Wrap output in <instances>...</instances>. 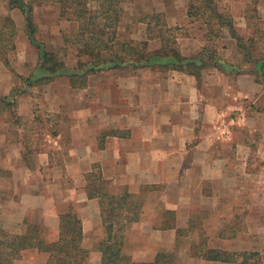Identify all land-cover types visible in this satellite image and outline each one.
Returning a JSON list of instances; mask_svg holds the SVG:
<instances>
[{
	"label": "crops",
	"instance_id": "crops-1",
	"mask_svg": "<svg viewBox=\"0 0 264 264\" xmlns=\"http://www.w3.org/2000/svg\"><path fill=\"white\" fill-rule=\"evenodd\" d=\"M240 1L238 23L233 25L237 38L222 30L217 53L215 48L211 64L202 67L198 76L171 71L161 86L150 78L152 70L141 68L97 72L82 86H73L62 75L28 87L26 80L37 64L34 56L24 64L34 63L27 76L1 75L0 98L13 92L19 95H14L13 110L26 122L23 128L49 123L41 124L33 96L45 99V108L56 101L59 120L50 127L60 128L48 134L50 139L36 140L34 150L0 137L11 144L7 149L0 146L5 148L0 151V196L12 204L11 223L27 220L42 225L47 241L53 242L58 237L59 215L71 206L81 220L89 264H99L100 254L94 249L103 237L99 201L88 199L84 192L86 177L99 174L110 182L111 195L125 191L140 203L138 220L127 224L124 240L129 230L155 249L145 259L142 251H135V256L128 253L134 261H151L157 252L171 250L177 229H185L201 214L226 207L224 214L231 221L228 224L235 225L234 231L219 237V247L205 244L234 254L233 262L191 258L187 250L183 261L243 264V253L256 254V261L261 260L264 247L252 240L264 238V70L258 68L261 60L264 64V29L250 23L245 9L250 0ZM255 1L261 16L264 0ZM171 22L181 26L186 19ZM258 35L263 42L259 43ZM26 44L28 48L27 40ZM28 135L33 138L31 132ZM165 210L173 212L175 227L159 230ZM138 234H146L148 240ZM22 254L31 256L33 264L34 259L46 263L45 255L36 250Z\"/></svg>",
	"mask_w": 264,
	"mask_h": 264
},
{
	"label": "trees",
	"instance_id": "trees-1",
	"mask_svg": "<svg viewBox=\"0 0 264 264\" xmlns=\"http://www.w3.org/2000/svg\"><path fill=\"white\" fill-rule=\"evenodd\" d=\"M127 0H7L9 10L19 11L24 18L25 34L29 45L35 50L37 64L27 86L33 83L41 84L56 76H66L73 86H82L86 78L94 73L123 68L134 70L148 68L150 70L178 71L198 76L205 67L204 53L195 57L181 55L175 38H165L164 33L170 29L158 28L160 14H153L150 20L154 25L160 46L150 50L148 41H121L118 34V24L122 12L121 5ZM52 2L59 5L60 17L78 24V29L72 35V43L76 49V64L68 68L64 61L36 38V29L32 22V11L43 3ZM210 20L214 19L220 28L227 29L230 36H235L232 20L222 15L213 7L211 0H187V15L202 18L208 11ZM206 20V27L211 29V21ZM220 22V23H219ZM157 25V26H156ZM151 29L147 28L150 34ZM14 22L10 17L3 19L0 27V56L14 50ZM251 53V52H250ZM211 61L213 54L207 55ZM263 60L259 70H264ZM264 82V79H262ZM14 92L8 97L0 98V105L11 107ZM110 182L103 180L99 174L86 177L84 192L88 199H97L102 217L103 237L96 243L95 250L100 254L99 264H181L180 251L186 249L191 258L204 261L232 263L234 254L209 249L205 244L202 232L193 235V224L185 229H177L176 238L171 250L157 252L151 261H134L125 251L124 230L127 224L138 220L140 203L129 193L122 191L115 195L109 193ZM25 229L21 234H8L0 229V264H15L27 250H36L45 255V264H87L89 252L82 246V225L77 213L68 207L59 215L58 237L49 242L46 239L47 230L44 226L23 221ZM200 224V223H199ZM200 226V225H199ZM175 227L173 212L165 210L161 215L159 230H170ZM237 256V255H236ZM243 264H261L256 261V254L240 255ZM259 262V263H257Z\"/></svg>",
	"mask_w": 264,
	"mask_h": 264
},
{
	"label": "rangeland",
	"instance_id": "rangeland-1",
	"mask_svg": "<svg viewBox=\"0 0 264 264\" xmlns=\"http://www.w3.org/2000/svg\"><path fill=\"white\" fill-rule=\"evenodd\" d=\"M211 1L213 7H215L219 13L229 17L232 20L233 25H237L238 20L236 16L240 13L239 6L241 5L242 1ZM257 3L258 1L254 2V0H250V2L246 3L247 5L245 9L247 10L248 15H250L252 18V21H250V23L252 25L256 24L261 29H264V17H262L264 12H261V16H257ZM121 9L122 12L120 15V21L117 30L119 39L121 41L149 40V49H157L160 46V42L157 39H151L150 37L157 36L156 30L161 27L162 29H170L168 30V33H164L163 36L165 38H175L180 53L187 55V57H192L202 50V52L204 53L203 58L207 59V55L213 54L214 56L215 54L213 50L216 48L215 50L217 53V48L220 47L221 42L219 41H222V37L224 34L222 30H224L225 27L221 29L222 27L220 28V24H216V21L214 19L210 20V18L208 17L210 10H208L202 18H198V16L196 17L195 15L189 17L187 15V0H127L121 5ZM153 14L161 15L160 21L162 23H159L158 28L154 26L156 23L150 20V17ZM183 16L184 19H186V24H182L181 26H179L178 24L172 25L175 22L172 23L171 21H178L179 19L181 20L183 19ZM6 17H10L14 22V37L12 39V44L15 45V47L13 51L6 52V55L4 57L0 56V76L4 75V77H7V75L9 74L15 73L27 76L32 70V67H34V63H37V55L35 50L31 46H29L28 48L33 54L26 51L28 48L26 44L27 39L25 34L23 15L17 10H9L7 0H0V27L3 25V19ZM31 17L33 25L36 29L37 40L41 43H45L44 45L48 49V51L55 52L60 57V59L64 61L68 68H72L73 66H75L77 61L75 49L76 47L72 43V35H74V33L77 31L78 24L76 22L68 21L60 17L59 5L52 2L43 3L42 5L35 7L32 11ZM206 20L211 21V29L205 26ZM147 28H150L152 30L150 34L147 32ZM169 35L171 37H169ZM256 38L259 40V43L263 42L262 35H258ZM259 51V49L251 50V52L253 53H259ZM29 56H34V58L32 59L34 63L28 62L30 63L28 64L29 67L24 66V64L27 63L26 60L29 59ZM211 62L212 61L206 60L205 65L208 66L209 64H211ZM118 71L135 72L139 70H134L133 68H123L118 69ZM152 72L154 74L150 78L155 79V82H161L162 86L165 85V81L168 79L171 70L166 71L158 69L153 70ZM14 89L15 91H19L18 87ZM15 94L16 93L14 92V95ZM17 96L19 95L16 94V97ZM16 97L14 101H16ZM39 97L40 96H33V102H35V105H37L36 107L39 109L37 115L38 117H40V122L42 125L44 122L49 121V123L47 124L48 126H37V128H23V125H25L26 122L24 120H19L15 115L13 110L14 105L12 98L11 107H7L4 104L0 105V109H3V113L0 114V137L5 136L8 141H10L12 144L14 143L16 146H25L26 149L34 150V143L36 142V140L43 142L44 140L50 139L48 135L49 133L54 134L60 130L59 127H50L52 123H55L59 120L58 113L54 112L58 111V105L55 104L56 101L52 100V104L48 101V103L51 104L52 107H49L48 105L45 108L42 102L45 99L42 100V98ZM2 120H5L7 123L3 124L1 122ZM16 126L19 127L16 128ZM30 132L33 135V138H29L28 133ZM0 146H6L7 149L11 146V144L6 145L5 143L0 141ZM4 149L0 151L5 152ZM57 162L58 160H53V163ZM11 205L12 204L8 200L4 198L1 199L0 196V229L8 234H21V232H23V230L25 229V224L11 223L10 217L8 216L9 213H13ZM228 210L229 207H226L223 209H217L210 215H208L207 213L201 214L198 219L196 217L197 221L192 223L193 235H197L202 232L205 243H207V245L209 243V247H219L221 243V241H219V237L224 236L225 234L230 235L234 231L232 227H234L235 225L232 223L228 224V222L231 221L224 214ZM240 226L241 225H239L238 227ZM134 235L135 234L133 232H129L128 230L125 240V251L127 253L133 254V256L136 255L135 251H142L141 253L144 255L143 259L147 258L146 256L149 251L151 256L152 251H154L153 249H155L154 247H152L151 242L142 241V237H137V239H135L133 237ZM138 235H143L147 239L146 234ZM261 235L262 234H260V236ZM252 241L257 244L258 247H264L263 237ZM163 244L165 245V242ZM184 250L186 249L180 251V253L182 254L181 264H185V262L183 261ZM44 259L46 261V258ZM261 260L260 263L264 264V257ZM34 261L36 264L43 263V259H41L39 263L38 261H36V259H34ZM89 261L90 258L88 259V264ZM15 264H33V259L31 256H25V254H22L21 258L17 260Z\"/></svg>",
	"mask_w": 264,
	"mask_h": 264
}]
</instances>
